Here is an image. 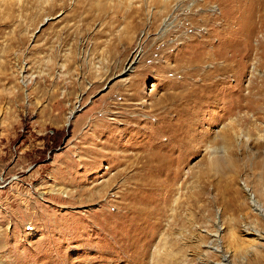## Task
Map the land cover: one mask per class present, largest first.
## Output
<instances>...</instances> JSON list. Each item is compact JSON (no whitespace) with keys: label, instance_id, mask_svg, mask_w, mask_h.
<instances>
[{"label":"rangeland","instance_id":"374dc122","mask_svg":"<svg viewBox=\"0 0 264 264\" xmlns=\"http://www.w3.org/2000/svg\"><path fill=\"white\" fill-rule=\"evenodd\" d=\"M169 261L264 264V0H0V264Z\"/></svg>","mask_w":264,"mask_h":264},{"label":"bare ground","instance_id":"6f19581e","mask_svg":"<svg viewBox=\"0 0 264 264\" xmlns=\"http://www.w3.org/2000/svg\"><path fill=\"white\" fill-rule=\"evenodd\" d=\"M219 1H222V0H219ZM225 1V0H224ZM231 0H228V2H230ZM234 2H235V0H234ZM157 5H159V2H157ZM158 13V12H157ZM160 14L162 15V10H161V12H160ZM167 20H165V23L167 24V22H166ZM159 114H157V116H158ZM134 122V121H133ZM137 124V123H136ZM137 128V127H136ZM154 144V143H153ZM152 144V145H153ZM151 145V146H152ZM156 146H158V145H156ZM144 189V188H143ZM52 192H55L54 190L52 191ZM56 192H58V191H56ZM167 192L168 193H170V191H166V194H167ZM168 201V199L166 200V202ZM131 215H133V217H138V216H141V215H147V217L149 218V219H154V220H157L159 223L161 222V220H163L165 217H166V215H167V213H164V209H162L161 210V212H159V213H125L123 216H131ZM181 215V213H175L174 214V220L175 221H178L179 220V217H181L180 216ZM191 215V214H190ZM187 222L189 223V224H191V219H188L187 220ZM145 224H146V222H145ZM144 224V225H145ZM159 228V227H158ZM169 258H170V256H169ZM167 261L169 260V259H166ZM167 263V262H166ZM171 263V261H169L167 264H170ZM172 264V263H171Z\"/></svg>","mask_w":264,"mask_h":264}]
</instances>
